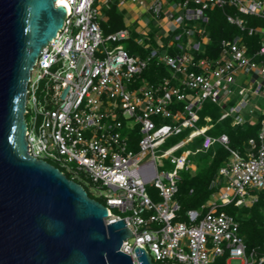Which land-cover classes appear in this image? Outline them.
Listing matches in <instances>:
<instances>
[{"label":"built area","instance_id":"2783aa9c","mask_svg":"<svg viewBox=\"0 0 264 264\" xmlns=\"http://www.w3.org/2000/svg\"><path fill=\"white\" fill-rule=\"evenodd\" d=\"M165 4L153 0L146 9L156 21L166 23L167 31L176 32L170 45L177 52H161L139 37L135 44L147 50L141 57L122 45H106L129 39L126 29L103 34L100 20L108 1L65 0L62 27L41 48L26 81L27 153L81 186L85 182L106 207L105 222L124 220L131 235L122 241L120 251L135 264L137 246L157 264H214L221 257L222 264L234 259L239 264H263L264 255L255 248L247 250L239 221L224 207H249L264 188V106H250L246 88L235 80L239 72L250 73L255 82L251 95L264 101V28L246 26L244 18L264 19V0H175L167 8ZM212 8H220L226 21L240 31L259 32L257 50L247 55L245 44L235 37L220 41L217 58L195 59L192 52H199L207 38L203 25L193 21L206 22V11ZM182 36L191 37L186 48L178 43ZM152 61L166 69L155 82L143 76ZM234 92L236 104L224 109ZM206 100L222 104L218 120L232 116L234 125L245 122L243 110L252 115L259 109L260 130L256 139L248 140L244 154L230 147L225 133H206L208 116L203 118L207 125H197ZM122 119L133 121L126 135L121 132ZM185 129L189 130L182 139L161 148ZM129 133L138 135L135 150L130 149ZM195 139L198 145L193 150H182ZM216 147L226 149L229 160L211 178L209 199L180 213L174 200L180 171L194 169L190 157L214 153ZM157 158L167 159L172 169L158 170ZM147 183L157 190L160 201L147 194Z\"/></svg>","mask_w":264,"mask_h":264},{"label":"water","instance_id":"95a60500","mask_svg":"<svg viewBox=\"0 0 264 264\" xmlns=\"http://www.w3.org/2000/svg\"><path fill=\"white\" fill-rule=\"evenodd\" d=\"M55 0H0V264H135L123 219L27 153L24 97L41 48L62 27ZM137 264H157L134 247Z\"/></svg>","mask_w":264,"mask_h":264},{"label":"trees","instance_id":"16d2710c","mask_svg":"<svg viewBox=\"0 0 264 264\" xmlns=\"http://www.w3.org/2000/svg\"><path fill=\"white\" fill-rule=\"evenodd\" d=\"M224 9L225 11L233 12L229 7ZM107 11L109 17L105 26L103 25L104 31L112 32L119 30V28L122 27L120 15L114 7H110ZM206 15L207 21L204 23V27L208 42L203 45L199 52H192L195 59L200 57L217 58L220 52L219 44L222 39L233 40L235 37H239L240 41L246 46L247 55H251L260 46L262 35L259 32L248 35L247 32L240 31L235 25L226 21L220 8L208 9ZM244 18L246 26H259L264 28V19L251 16H244ZM168 39L169 36L165 38V42ZM127 41L126 47L128 51L133 52L135 49H139L130 39H127ZM159 49L162 51L163 48L161 47ZM167 50L170 54H175L177 52L175 49ZM164 73H166L165 67L162 64L156 65L154 61L150 62L143 71V75L151 79L152 82L157 81ZM255 104L257 105V103H252L253 106ZM217 109V106H213V109L208 112L207 107L201 108L199 111L201 115L198 117V124L201 125L203 117L208 114L211 127L206 133L211 136L225 133L229 138L230 147L244 154L245 151L248 150V140L256 139L260 130L262 115L259 109H256L250 117H245V122L241 125H234L231 117L218 120L219 115ZM137 137L138 135L136 133H129L130 146H134V141H136ZM198 154H200L199 157H192L195 161V168L182 170L179 174L177 192L174 195V200L179 205L180 213H183L187 209L197 208L209 199L212 192V190L208 188L211 178L216 174L219 167L225 165L229 160V152L223 147H216L214 153L209 151L206 154L199 152L196 155ZM210 156L212 157L210 158ZM256 195V201L249 207H238L231 204L225 206L224 209L234 215L239 221V233L245 242L247 250L249 251L255 248L259 254L264 255V225L262 224L264 188L258 190ZM224 259L225 257H221L217 259L214 264H222Z\"/></svg>","mask_w":264,"mask_h":264},{"label":"crops","instance_id":"0c3cea01","mask_svg":"<svg viewBox=\"0 0 264 264\" xmlns=\"http://www.w3.org/2000/svg\"><path fill=\"white\" fill-rule=\"evenodd\" d=\"M106 1H108L109 7L102 9L101 20H100V27L103 33L108 34V33L115 32V31H112V32L104 31V26L109 17L107 10L110 9V7H114L117 13L120 15V19L122 23V27L119 29H126L128 31L129 39L134 44L135 42L132 40V38L136 39V38L142 37L144 39L143 42L145 45H149V47L151 48H158V47L161 48L162 47L163 49L161 52L163 51L168 52L167 49H173L170 43L173 39V35L176 32L167 31L166 23L163 20H161L160 22L156 21L146 9L147 5L151 3V1L153 0H106ZM139 1H141V3H139ZM165 1H166L165 7L167 8L169 3L175 0H165ZM204 23L205 22L197 21V24H201L203 25V27H204ZM141 31H145L146 35L141 36L140 34ZM204 35H205V27H204ZM168 36H169V39L166 40L165 42V38ZM205 37L207 38V41H206L207 43L208 37L206 35ZM133 52L138 53L142 57V56H145V54L147 53V50H142L139 47V49H135ZM197 125L202 126V125H207V123H205L203 119L202 124L199 125L197 122ZM208 126L211 127L210 122L208 123ZM188 130L189 129H185L180 134H182L184 137V135L188 132ZM194 141L198 143V139H195ZM194 141H192L191 143H188L187 145L194 144L195 143ZM193 167L195 168V165H193Z\"/></svg>","mask_w":264,"mask_h":264},{"label":"rangeland","instance_id":"374dc122","mask_svg":"<svg viewBox=\"0 0 264 264\" xmlns=\"http://www.w3.org/2000/svg\"><path fill=\"white\" fill-rule=\"evenodd\" d=\"M193 24H197L196 21H193ZM104 35L106 33H103ZM132 40L135 42L136 39L135 38H132ZM187 40L189 41H192L191 40V37H185V36H182L179 40H178V43L183 45V47H187L188 44H187ZM127 40H121L119 42H106V45L110 48H112L113 46L115 45H122V47H124L125 49H127L126 45H127ZM139 47V45H136ZM236 83L238 85H242L246 88V98H250V103L249 105H252V103H257V106H260V107H263L264 106V101H263V98L260 97V96H252L251 95V90L254 88L255 86V82H252L251 81V74L250 73H246L244 74L243 71L242 72H239L237 75H236ZM262 79L261 78H258L257 81L260 82ZM232 88L235 90L236 87L235 86H232ZM264 92V88L261 90V93ZM228 100H229V103L227 104V106L224 107V109H227L228 106H231V105H235L236 104V95H235V92L231 95H229L228 97ZM252 102V103H251ZM213 106H217L218 107V115H220L222 112H223V107H222V104H214L212 102H210L209 100H206L203 104V107H207L208 109V112H210L212 109H213ZM253 106V105H252ZM202 107V108H203ZM256 107V106H255ZM242 115H244L245 117H250L249 114H247V111L243 110L241 112ZM200 112H198V117L200 116ZM206 116H209L208 114ZM232 118V116H229ZM122 122H123V128L121 129V132L122 134L126 135L129 130H130V127H132L133 125V121L131 119H122ZM183 138V135L182 134H179V135H175V136H172L170 138H168L165 143L161 146V148H166L170 145H172L173 143L177 142L178 140L182 139ZM195 142V141H194ZM198 145L197 142H195L194 144H189V145H185L182 150L184 149H194L196 146ZM130 149L132 150H135L136 147L135 146H130ZM180 151H178L177 153L175 154H178ZM200 154L194 156V158H197L199 157ZM155 162H156V167L158 170H165V171H170L172 169V165L169 163V161L167 159H163V158H157L155 159ZM82 186L84 187V190L86 191L87 195L92 197L93 199L97 200V201H101L102 203V200L98 197V195L96 194L95 191H92L88 185L85 183V182H82ZM145 189H146V192L147 194L155 201H160V197L157 195V190L155 188H153L149 183H147L145 185ZM112 212L114 213H117V214H121L123 215L122 213H120L118 210H115V209H112ZM231 264H239V261L238 260H231Z\"/></svg>","mask_w":264,"mask_h":264},{"label":"bare ground","instance_id":"6f19581e","mask_svg":"<svg viewBox=\"0 0 264 264\" xmlns=\"http://www.w3.org/2000/svg\"><path fill=\"white\" fill-rule=\"evenodd\" d=\"M55 2L57 3V5L65 6V0H55Z\"/></svg>","mask_w":264,"mask_h":264}]
</instances>
